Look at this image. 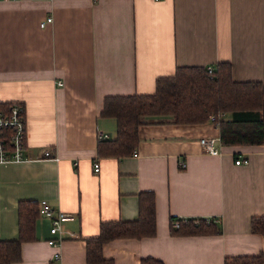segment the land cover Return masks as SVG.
<instances>
[{
	"label": "crops",
	"instance_id": "crops-1",
	"mask_svg": "<svg viewBox=\"0 0 264 264\" xmlns=\"http://www.w3.org/2000/svg\"><path fill=\"white\" fill-rule=\"evenodd\" d=\"M218 62L235 81L264 84V0H0V102L22 103L25 121L23 158L0 161V240L18 236L22 199L45 198L73 216L62 224L58 261L39 215L35 238L12 264H87L84 238L101 221L136 219L141 191L155 196V234L104 243L113 264L264 254V234L250 230L251 217L264 215V144H221L208 154L198 139L219 128L207 117L152 120L139 126L135 154L97 152L98 131L116 135V120L100 113L106 96L153 93L178 66ZM172 216L217 218L221 231L173 234Z\"/></svg>",
	"mask_w": 264,
	"mask_h": 264
},
{
	"label": "trees",
	"instance_id": "trees-1",
	"mask_svg": "<svg viewBox=\"0 0 264 264\" xmlns=\"http://www.w3.org/2000/svg\"><path fill=\"white\" fill-rule=\"evenodd\" d=\"M15 102V101H13ZM11 102H0L6 106ZM23 105V104H22ZM222 112L226 118L217 120L221 144H264V84L260 81H235L227 62H218L211 72L206 66H178L174 74L156 79L153 93L110 95L103 100L101 114L116 120L115 137L102 138L97 152L124 156L135 151L141 124L160 122L191 123L205 120L209 114ZM18 236L0 240V264H12L21 258L23 241L35 238V221L39 216L37 202L22 199L17 204ZM170 232L180 235L211 234L221 231L220 225L205 217L171 222ZM155 196L152 191L138 193V216L133 220L101 221L98 234L85 237L87 264H113L102 254L104 243L115 238H141L155 234ZM250 230L264 234V215L250 219ZM140 264H164L145 257ZM224 264H264V254L227 256Z\"/></svg>",
	"mask_w": 264,
	"mask_h": 264
},
{
	"label": "built area",
	"instance_id": "built-area-1",
	"mask_svg": "<svg viewBox=\"0 0 264 264\" xmlns=\"http://www.w3.org/2000/svg\"><path fill=\"white\" fill-rule=\"evenodd\" d=\"M52 20L51 15L45 16L39 23L40 26H44L46 23ZM212 65H206L208 72L213 70ZM58 85H62V81H57ZM223 117L222 112H217L215 114H209L208 119L211 123L217 126V120ZM24 132H25V121H24V106L20 102H11L6 106H0V161L5 160H20L23 158V147H24ZM107 134L98 131V138H107ZM198 142L202 150L208 154L219 155L221 153L220 148V138L218 135H207L201 136ZM136 152L133 151V154ZM45 156H50L51 152L49 149L43 151ZM248 157H237L234 159V163H247ZM181 167H184L185 163L183 160L179 161ZM93 170L98 171L100 169L99 162H93ZM39 215L47 218L50 222L49 232L51 236L46 240L47 243L55 248L52 258L54 260H59L60 252L57 246L64 239L65 230L62 224L71 219L73 216L60 209H55L51 204L45 199L41 198L37 202ZM184 221L187 218L177 217L172 220L171 224L173 227L179 226L180 220ZM207 221L214 220L217 218H205ZM68 235L74 236L73 233H68Z\"/></svg>",
	"mask_w": 264,
	"mask_h": 264
},
{
	"label": "rangeland",
	"instance_id": "rangeland-1",
	"mask_svg": "<svg viewBox=\"0 0 264 264\" xmlns=\"http://www.w3.org/2000/svg\"><path fill=\"white\" fill-rule=\"evenodd\" d=\"M217 113V112H216ZM211 114H215V113H211ZM219 136V135H218ZM220 138V137H219Z\"/></svg>",
	"mask_w": 264,
	"mask_h": 264
},
{
	"label": "bare ground",
	"instance_id": "bare-ground-1",
	"mask_svg": "<svg viewBox=\"0 0 264 264\" xmlns=\"http://www.w3.org/2000/svg\"><path fill=\"white\" fill-rule=\"evenodd\" d=\"M211 222V221H210Z\"/></svg>",
	"mask_w": 264,
	"mask_h": 264
}]
</instances>
